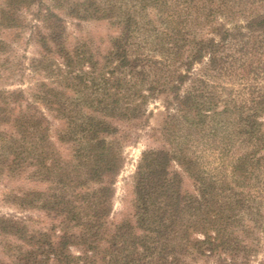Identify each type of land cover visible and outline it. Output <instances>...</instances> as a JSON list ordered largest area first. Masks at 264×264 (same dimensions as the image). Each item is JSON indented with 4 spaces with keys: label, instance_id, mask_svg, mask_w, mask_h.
<instances>
[{
    "label": "trees",
    "instance_id": "1",
    "mask_svg": "<svg viewBox=\"0 0 264 264\" xmlns=\"http://www.w3.org/2000/svg\"><path fill=\"white\" fill-rule=\"evenodd\" d=\"M34 6L30 66L44 80L0 89V178L49 184L8 199L54 222L0 215V264H264V0H5L0 32L24 30ZM59 11L116 27L108 53L71 49ZM10 48L0 39V80ZM159 97L166 144L142 154L135 213L112 223L126 163L117 123Z\"/></svg>",
    "mask_w": 264,
    "mask_h": 264
},
{
    "label": "rangeland",
    "instance_id": "2",
    "mask_svg": "<svg viewBox=\"0 0 264 264\" xmlns=\"http://www.w3.org/2000/svg\"><path fill=\"white\" fill-rule=\"evenodd\" d=\"M5 0H0V8ZM38 6L21 12L27 27L24 30H2L0 39L11 44L10 52L7 54L10 62L8 70L4 72L0 80V89L22 88L29 92L35 85L44 80V76L33 71L30 64L34 58L39 57L40 47L31 40V30L35 24ZM59 14L66 18L68 46L72 49L78 45L85 44L98 59L105 56L111 48V40L118 34L117 28L108 21L87 20L79 21L66 16L64 12ZM4 57V56H3ZM165 97L152 100L147 108L146 115L139 120L117 123L120 131L118 137L123 141L125 166L121 171L116 183V196L114 199V210L110 218L112 223H120L130 218L135 213L134 175L139 159L142 154L151 149H160L165 146L161 129L164 125L167 111L165 108ZM52 129L53 140L57 144L61 155L68 158L71 149L60 145L56 139V131L61 128V123L54 121ZM206 164L212 170H219L222 166V157L218 152L209 150L201 152ZM178 169V168H177ZM179 170V169H178ZM184 190L194 192V182L183 173ZM49 184H42L28 179L27 173L20 175L7 174L0 178V215H28L34 218L35 228H49L53 219L40 212L21 213L17 206L12 204L8 197L12 194H22L29 190H47ZM3 258H5L2 255ZM263 255L259 257V260ZM7 260V259H6Z\"/></svg>",
    "mask_w": 264,
    "mask_h": 264
}]
</instances>
